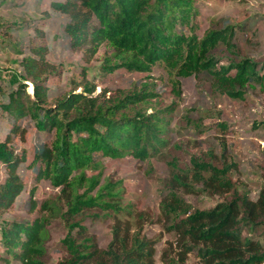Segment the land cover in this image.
<instances>
[{
    "label": "trees",
    "instance_id": "obj_1",
    "mask_svg": "<svg viewBox=\"0 0 264 264\" xmlns=\"http://www.w3.org/2000/svg\"><path fill=\"white\" fill-rule=\"evenodd\" d=\"M50 6L68 16L64 30L71 47L87 43L93 54L100 44H105L111 50L101 65L104 71L121 68L149 73L160 64L169 75L176 76L172 87L175 94L179 93L177 77L206 74L219 91L239 99L252 82L264 80L257 60L238 55L232 24L225 21L197 35L195 0H62ZM221 57L227 64L220 63ZM22 64L32 84V94L25 93L22 84L10 91L7 101L1 104L11 127L0 140V162L6 168L0 183V209L7 208L22 190L16 169L23 156L14 152L11 143L15 135L24 141V130L16 122L24 117L31 118L37 130L52 131V140L36 149L32 162H39L35 168L37 178L48 179L61 191L68 189V212L73 215L83 206L93 205L121 208L117 202H99L104 195H117L110 182L98 188L94 197L88 196L97 178L88 176L86 169L98 167L97 154L110 158L130 154L144 160L157 153L166 145L165 116L170 108L147 112L154 94L144 88L106 96L104 90L93 93L94 85L88 82L77 84L80 91L74 87L47 106L43 85L47 66L36 56L24 57ZM191 162L197 167L192 171L195 178H200V170L211 171L205 186L215 191L231 187L225 174L219 175L209 162L196 161V157ZM172 177L180 186L188 184L179 173ZM83 183L87 190L80 196L74 190ZM159 206L170 220L167 230L174 232L178 248L176 258L161 257L165 264H184L189 253H194L197 264H264L262 240L242 235L246 228L255 231L261 227L264 232V169L255 199L243 196L190 211L177 192L170 190ZM38 209L56 210L44 201ZM45 221V217L37 216L29 222L10 223L1 231L6 251L19 264H43ZM73 226L77 227L74 231L80 241L76 243L69 235L64 238L67 254L59 264H153L152 241L139 237L138 232L126 237L128 230L120 234L116 226L107 246L99 248L87 236L84 225L77 221Z\"/></svg>",
    "mask_w": 264,
    "mask_h": 264
},
{
    "label": "rangeland",
    "instance_id": "obj_2",
    "mask_svg": "<svg viewBox=\"0 0 264 264\" xmlns=\"http://www.w3.org/2000/svg\"><path fill=\"white\" fill-rule=\"evenodd\" d=\"M54 1L62 0H0V140L11 127L9 115L1 110V104L7 101L10 91L22 84L24 92L32 94L22 59L36 56L47 66L43 82L47 106L74 87L80 91L77 84L85 82L94 85L93 93L104 90L106 96L143 88L152 92L147 112L164 107L171 110L165 116L166 145L144 160L130 154L117 158L97 154L98 167L86 169L88 176L97 178L87 194L94 197L98 188L110 182L112 192L117 195H104L105 199L99 202H117L121 208L83 206L72 215L68 212V189L61 191L60 186L48 179L37 178L35 168L39 162H32L36 149L52 140V131L37 130L29 117L18 119L24 141L15 135L11 147L23 156L16 169L22 190L7 208L0 209V264H19L6 251L1 231L10 223L29 222L37 216L46 218L43 264H59L65 259L67 253L62 241L67 235L76 243L80 241L74 231L77 227L73 226L77 221L85 226L87 236L99 248L107 246L116 226L120 234L128 230L126 237L138 232L139 237L152 241L153 264H165L161 257L170 256L172 260L178 250L174 232L167 230L170 220L159 206L170 190L177 192L190 211L243 196L257 197L264 169V80L252 82L239 99L219 91L206 74L177 77L179 93L175 94L172 87L176 76L169 75L160 64L149 73L121 68L104 71L101 65L111 50L105 44H100L93 54L87 43L71 47L64 30L69 18L50 6ZM195 4L198 36L227 21L234 26L233 42L238 55L254 58L264 72V0H195ZM220 60L221 64H227L225 57ZM195 157L196 161L215 166L219 175L224 173L231 187L215 191L205 186L210 170H200V178H195L192 171L197 167L191 162ZM173 173H179L188 184L180 186ZM5 175L6 168L0 162V183ZM86 190L83 183L74 191L84 196ZM43 201L56 210L38 209ZM242 235L254 236L264 243L261 227L255 231L243 229ZM184 264H197L194 253L188 254Z\"/></svg>",
    "mask_w": 264,
    "mask_h": 264
}]
</instances>
